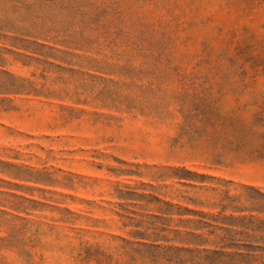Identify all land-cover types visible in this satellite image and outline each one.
<instances>
[{
    "label": "rangeland",
    "instance_id": "rangeland-1",
    "mask_svg": "<svg viewBox=\"0 0 264 264\" xmlns=\"http://www.w3.org/2000/svg\"><path fill=\"white\" fill-rule=\"evenodd\" d=\"M0 264H264V0H0Z\"/></svg>",
    "mask_w": 264,
    "mask_h": 264
}]
</instances>
